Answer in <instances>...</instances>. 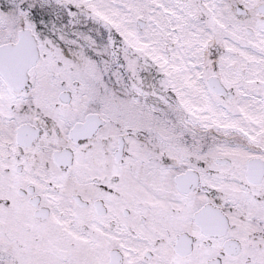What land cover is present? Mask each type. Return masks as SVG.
Returning <instances> with one entry per match:
<instances>
[{
	"label": "snow or ice",
	"instance_id": "obj_1",
	"mask_svg": "<svg viewBox=\"0 0 264 264\" xmlns=\"http://www.w3.org/2000/svg\"><path fill=\"white\" fill-rule=\"evenodd\" d=\"M0 264H264V0H0Z\"/></svg>",
	"mask_w": 264,
	"mask_h": 264
}]
</instances>
